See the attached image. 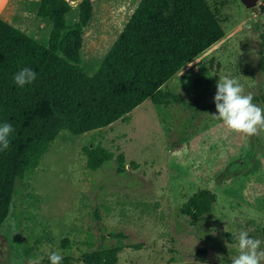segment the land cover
Masks as SVG:
<instances>
[{"label":"rangeland","instance_id":"rangeland-1","mask_svg":"<svg viewBox=\"0 0 264 264\" xmlns=\"http://www.w3.org/2000/svg\"><path fill=\"white\" fill-rule=\"evenodd\" d=\"M69 1L67 16L76 21L81 0ZM138 2L90 0L79 50L87 74ZM207 2L224 36L161 86L166 103L157 106L148 98L126 119L84 134L61 130L38 165L17 180L0 226V264H13L21 255L44 261L51 251L68 257L69 264H85L83 253L112 246L120 247L115 264H221L217 254L230 264L228 256L236 253L232 233L246 230L264 241V131L247 136L212 115L221 74L239 79L264 107L258 68L264 0L253 8L241 0ZM38 3L0 0V14L45 43L50 22L37 16ZM97 143L113 158L91 170L83 147ZM120 152L126 168L117 173ZM199 188L211 191L215 202L193 224L183 203Z\"/></svg>","mask_w":264,"mask_h":264},{"label":"trees","instance_id":"trees-1","mask_svg":"<svg viewBox=\"0 0 264 264\" xmlns=\"http://www.w3.org/2000/svg\"><path fill=\"white\" fill-rule=\"evenodd\" d=\"M69 0H39L36 14L47 18L50 31L40 43L0 16V123L14 128L9 149L0 151V226L17 180L34 169L63 129L79 135L110 126L144 100L168 101L161 89L171 77L224 36L207 0H139L104 57L91 74L82 67L81 32L88 25L90 0L78 4L76 21L68 18ZM38 73L24 87L13 82L22 67ZM264 74V51L258 60ZM86 166L96 170L113 158L100 144L85 145ZM124 154L116 172L125 170ZM215 195L203 188L192 193L183 209L195 224L211 211ZM24 248L23 253H28ZM119 246L82 254L85 264H115ZM63 257L62 264H69ZM40 264H49L48 256Z\"/></svg>","mask_w":264,"mask_h":264},{"label":"clouds","instance_id":"clouds-1","mask_svg":"<svg viewBox=\"0 0 264 264\" xmlns=\"http://www.w3.org/2000/svg\"><path fill=\"white\" fill-rule=\"evenodd\" d=\"M38 73L30 67H22L13 75V82L18 87H24L33 83ZM216 113L212 115L221 120L228 128L247 136L257 135L264 131V107L254 103L252 93L245 92L244 85L239 79L230 75L221 74L216 83L214 96ZM14 128L11 123L4 121L0 123V151L9 149L11 141L9 137ZM215 233V232H214ZM236 241V253L230 254V264H264V241L252 236L246 230L232 233ZM231 252V244L226 242ZM49 264H62L63 257L60 253L51 251L47 254ZM217 258L224 264V257L217 254ZM42 256L26 259L21 255L14 257L13 264H40Z\"/></svg>","mask_w":264,"mask_h":264},{"label":"crops","instance_id":"crops-1","mask_svg":"<svg viewBox=\"0 0 264 264\" xmlns=\"http://www.w3.org/2000/svg\"><path fill=\"white\" fill-rule=\"evenodd\" d=\"M0 16H1L3 19H5L6 21H8L9 23L15 25V27H17V28H19L20 30L24 31L25 33H26V31L28 30V29H25L23 26H21V24H20L19 22H16V21L14 20L15 18H13V17H7L8 19H10V20H7L6 18H4V17H5L4 14H0ZM47 21H49V20L47 19ZM12 22H13V23H12ZM27 34H28V33H27Z\"/></svg>","mask_w":264,"mask_h":264},{"label":"water","instance_id":"water-1","mask_svg":"<svg viewBox=\"0 0 264 264\" xmlns=\"http://www.w3.org/2000/svg\"><path fill=\"white\" fill-rule=\"evenodd\" d=\"M241 2L247 8H253L256 5L257 0H241Z\"/></svg>","mask_w":264,"mask_h":264}]
</instances>
